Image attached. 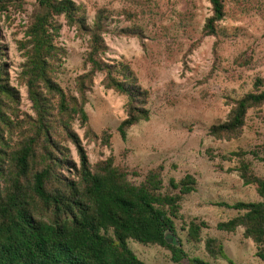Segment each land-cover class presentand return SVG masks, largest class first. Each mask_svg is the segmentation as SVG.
<instances>
[{
    "label": "rangeland",
    "instance_id": "1",
    "mask_svg": "<svg viewBox=\"0 0 264 264\" xmlns=\"http://www.w3.org/2000/svg\"><path fill=\"white\" fill-rule=\"evenodd\" d=\"M73 1L84 9L88 28L101 19V36L107 46L103 60L128 65L148 93L144 104L147 119L131 125L123 139L117 127L126 117L127 99L104 86L103 73H95L85 92L87 123L76 117L71 121L91 166L112 158L113 165L125 171L133 184L156 169L162 179L159 191L168 194L178 193L170 179L178 181L191 174L195 190L182 195L174 219L187 254L181 263L189 264V258L199 257L210 264H264L257 255L264 247L246 237L243 226L230 232L216 227L218 222L243 213L219 203L260 200L255 185L244 184L238 167L244 161L254 175L264 176V161L258 159L264 156V108L248 110L236 138L208 134L210 125L227 119L230 98L253 90L257 79L264 88V0H224V18L217 23L215 35L203 31L211 14L209 0ZM38 9L36 0H15L0 12V82L15 91V99L1 96L2 111L12 122L2 124L4 148L9 152L19 148L37 126V111L24 82L25 56L19 42L26 39L25 30ZM53 23L59 30L54 39L57 54L51 78L66 94L77 96V77L89 68L85 63L89 36L76 25L67 24L62 15L54 16ZM125 30L137 35L125 36L121 32ZM39 89L50 108L45 121L53 122L50 131L61 148L55 154L67 161L59 173L75 179L79 157L58 121L57 97L43 86ZM233 150L249 153L229 160L220 157ZM191 221L207 225L200 230L198 240L187 234ZM209 237L222 244L224 256L207 252L205 240ZM127 244L146 263L177 264L164 247L133 239Z\"/></svg>",
    "mask_w": 264,
    "mask_h": 264
},
{
    "label": "trees",
    "instance_id": "2",
    "mask_svg": "<svg viewBox=\"0 0 264 264\" xmlns=\"http://www.w3.org/2000/svg\"><path fill=\"white\" fill-rule=\"evenodd\" d=\"M13 1L0 0V12ZM36 1L39 9L28 24L26 39L19 42V47L25 56L23 77L37 111V126L35 133L11 152L4 148L2 124L12 122L2 111L1 96L15 99V91L6 82H0V264H149L134 254L127 244L128 239L164 247L170 251L172 262L182 264L187 254L177 235L174 219L178 216L182 195L195 190V178L186 174L178 181L170 179L177 194L159 191L162 179L156 169L150 170L139 184H133L128 181L125 171L113 165L112 158L92 167L79 135L71 128L75 117L82 124L87 123L85 92L97 72L104 74L106 88L127 99L126 117L117 127L123 139L131 125L147 119L148 110L144 106L147 91L139 85L128 65L103 60L107 46L101 36L103 24L100 18L88 28L84 24V9L73 0ZM223 1L209 0L211 14L204 23L205 34H216L217 23L225 14ZM59 15L67 24L76 25L89 36L85 57L89 68L77 77V96L66 94L50 74L57 54L54 39L59 30L53 17ZM121 32L125 36L137 35L127 30ZM2 77L0 68V79ZM260 84L257 79L253 90L239 98H230L232 107L227 119L210 125L208 134L225 139L239 136L248 110L264 108V88H260ZM40 86L57 97L58 121L79 157L75 179L59 173L62 163L67 161L55 154L61 148L55 144L54 134L50 131L53 122L45 121L50 108L46 106ZM247 153L233 150L220 157L229 160ZM250 153L258 157L255 152ZM258 159L264 161V156ZM238 170L244 184L255 185L260 200L219 203L243 213L218 222L216 227L230 232L243 226L244 235L264 247V176L254 175L244 161ZM204 227H207L204 221H191L187 234L198 240ZM205 248L210 255L224 256L222 244L214 238L205 240ZM257 255L264 261L262 250H258ZM188 260L189 264H210L199 257Z\"/></svg>",
    "mask_w": 264,
    "mask_h": 264
}]
</instances>
